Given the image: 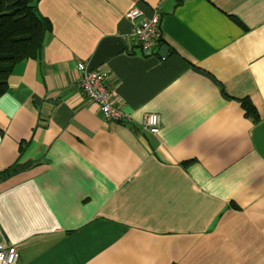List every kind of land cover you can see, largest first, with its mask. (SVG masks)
Instances as JSON below:
<instances>
[{
	"label": "crops",
	"instance_id": "crops-1",
	"mask_svg": "<svg viewBox=\"0 0 264 264\" xmlns=\"http://www.w3.org/2000/svg\"><path fill=\"white\" fill-rule=\"evenodd\" d=\"M133 8L160 16L153 53L127 39ZM37 11L52 29L0 97V221L17 264H264V0ZM79 63L105 72L132 121L102 115Z\"/></svg>",
	"mask_w": 264,
	"mask_h": 264
},
{
	"label": "built area",
	"instance_id": "built-area-1",
	"mask_svg": "<svg viewBox=\"0 0 264 264\" xmlns=\"http://www.w3.org/2000/svg\"><path fill=\"white\" fill-rule=\"evenodd\" d=\"M125 18L131 24V32L126 35L127 39L138 41L146 52H155L162 38L159 14L147 16L141 9L133 8L125 14ZM78 70L80 87L93 102L98 104L105 118L118 122L132 121L130 115L114 104V91L105 82V72L91 69L85 63H79ZM161 124V115L158 113H147L142 121L143 128L154 135L160 133ZM19 257L17 245L8 242L5 238L0 221V264H17Z\"/></svg>",
	"mask_w": 264,
	"mask_h": 264
},
{
	"label": "trees",
	"instance_id": "trees-1",
	"mask_svg": "<svg viewBox=\"0 0 264 264\" xmlns=\"http://www.w3.org/2000/svg\"><path fill=\"white\" fill-rule=\"evenodd\" d=\"M38 1L0 0V97L8 90L15 65L38 58L52 29L50 20L38 13ZM241 104L248 117L254 121L260 119L249 98L241 99Z\"/></svg>",
	"mask_w": 264,
	"mask_h": 264
},
{
	"label": "water",
	"instance_id": "water-1",
	"mask_svg": "<svg viewBox=\"0 0 264 264\" xmlns=\"http://www.w3.org/2000/svg\"><path fill=\"white\" fill-rule=\"evenodd\" d=\"M167 49H168V48H167L166 46L162 47L160 53H161L163 56H165V55H166V50H167Z\"/></svg>",
	"mask_w": 264,
	"mask_h": 264
}]
</instances>
